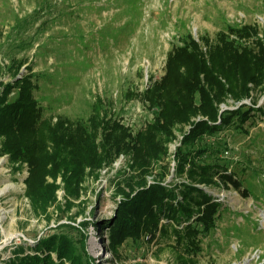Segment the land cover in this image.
I'll list each match as a JSON object with an SVG mask.
<instances>
[{
  "label": "rangeland",
  "instance_id": "374dc122",
  "mask_svg": "<svg viewBox=\"0 0 264 264\" xmlns=\"http://www.w3.org/2000/svg\"><path fill=\"white\" fill-rule=\"evenodd\" d=\"M184 49V66L172 70L177 78L169 83V63ZM200 55L219 76L197 72L206 95L192 96L180 84L196 75L186 69L193 72ZM33 103L39 124H47L43 133L28 123ZM243 105L255 107L253 117L204 138L227 144L221 157L252 189L248 199L203 182L191 160L177 170L175 158L196 123L222 125L223 112ZM261 110L264 0H0V264L35 254L57 261L47 242L62 233L79 241L93 264H264ZM14 115L21 128L11 124ZM58 124L82 128L60 143L75 162L54 171L42 159L46 151L47 161L53 158L48 137ZM91 150L100 165L81 161ZM155 183L175 187L177 201L186 183L213 195L222 204L220 244L188 256L163 216L154 227L130 207L128 214L120 209ZM226 207L231 211L222 212ZM131 213L145 228L140 248L124 243L115 252L114 220Z\"/></svg>",
  "mask_w": 264,
  "mask_h": 264
},
{
  "label": "trees",
  "instance_id": "16d2710c",
  "mask_svg": "<svg viewBox=\"0 0 264 264\" xmlns=\"http://www.w3.org/2000/svg\"><path fill=\"white\" fill-rule=\"evenodd\" d=\"M230 30L235 33L241 32L240 30L242 29L233 28ZM242 35L243 33L241 36ZM220 38L225 46L231 48V45H234V42H226L224 40V38H227L226 36L222 35ZM190 44H193V42ZM184 55H188L187 50L183 51L180 56L172 59L169 63L170 68L167 75L169 76V83L176 82L177 76L173 74L174 71L172 70L176 66H184L180 64V62L183 61L182 57ZM202 57L203 56L200 55V57L196 59L198 62L195 70L190 72L186 69L187 73H190V75L193 73L195 75L199 72L205 75L207 74L209 78H213L214 75L215 77L219 76L216 71L212 70V73L210 72ZM224 71H226L225 68ZM198 76L199 75L196 74L193 78L185 81L184 84L182 80L180 87L187 90L185 93H191L193 96L194 92H201L202 90L203 96L206 95V90H204L203 84ZM155 102L157 101L155 100ZM28 106V116L31 117L28 123H31L33 128L39 129L37 132L43 133L44 131H47L45 120L39 124L40 118L39 116H35L36 104L33 103ZM255 110L254 106L243 105L235 111H225L222 114V125L209 124L208 121L196 123L195 126L192 127L195 132L186 135L178 149L175 157L178 162L177 170H182V167L188 164L190 162L189 160H191L192 162L189 165L195 167L197 171H199V176L202 177L203 182L210 178L217 186L231 188L237 191L245 199H248L252 194V189L244 185L243 180L239 177L235 169H230L231 162L221 157V152L224 148H227V144L219 141L216 145L213 144L210 146L211 141L209 143L206 142L204 137L215 135L219 130H222V128L226 126H242L246 120L253 117L251 113ZM260 112L264 114L263 110ZM26 119H28V117ZM213 120V122H217L216 120L218 119ZM12 121L11 124L14 126V129H18L22 126L20 123L21 121L16 115L13 116ZM81 128V126H71L68 130L64 125L60 124L56 127H51V131L49 132L50 136L48 137V139L50 138L53 142L54 147V152L52 154L53 158L51 160L47 161L50 153L46 151L48 145L46 144V141H44L45 138L42 137V142L39 145L40 150L42 149L43 151H46V155L45 157L43 156L42 159L46 166L49 162H52L54 171H56L61 165L67 166L70 160L71 162H75L73 158L68 157L69 153L62 154L60 143L62 142L64 147V144L66 143L64 138L69 134L71 135V133L72 135L77 134L81 131ZM50 148H52L51 145ZM211 153L213 154L211 155ZM110 155L111 154L109 153L107 157L103 158V160L110 163V161L113 160V156ZM97 156L99 155L91 150L81 161L85 165H100L102 160L98 162ZM78 165L80 167V162ZM50 175L56 176L55 173H50ZM216 177L217 180H215ZM195 179L197 178L195 177ZM174 190L176 189L173 186L166 187L164 184L155 183L149 188L139 190L135 196L129 197L125 203L122 204L120 209L127 210L125 211V213H127L130 207L133 212H136L140 216H144L147 222L150 220L154 224V227H157L159 224L158 221L161 216H163V220L168 221L165 230L166 232L170 230L177 236L178 247L181 252L188 256H198L200 254L205 255L207 254L206 252L213 250L211 249L212 246L220 244L219 238H216L215 236V228L217 220L222 216L221 214H218L217 217V212H219V208L222 204L215 201L216 198L205 191V189L192 184H185V189L182 191L183 201H177L178 195ZM227 210L229 211L230 208L226 207L221 211L224 212ZM120 212L121 211L118 212L119 215L122 214V212ZM139 224L140 223L134 217L133 213L129 216L124 214L123 216L115 218L113 223L114 226L110 232L112 247L115 252H118V250L125 245L124 243L136 250L140 248L138 234L144 228V225L140 228L141 226H139ZM182 224H185V226L181 229L180 227ZM150 234H152V236L154 235V233ZM206 239L209 241L206 242ZM47 243H49V250L51 252L54 251L57 254V261H53L50 255L43 258L35 254L32 256L21 257L12 264H65L66 261H69L70 264H93L88 258L86 259L83 257L84 252H81V245L79 241L72 238V235L66 233L53 235ZM205 243L207 244L204 245ZM36 249L42 250L41 247H37Z\"/></svg>",
  "mask_w": 264,
  "mask_h": 264
},
{
  "label": "bare ground",
  "instance_id": "6f19581e",
  "mask_svg": "<svg viewBox=\"0 0 264 264\" xmlns=\"http://www.w3.org/2000/svg\"><path fill=\"white\" fill-rule=\"evenodd\" d=\"M0 193H2V192H0Z\"/></svg>",
  "mask_w": 264,
  "mask_h": 264
}]
</instances>
